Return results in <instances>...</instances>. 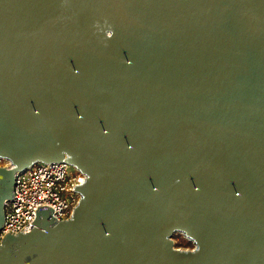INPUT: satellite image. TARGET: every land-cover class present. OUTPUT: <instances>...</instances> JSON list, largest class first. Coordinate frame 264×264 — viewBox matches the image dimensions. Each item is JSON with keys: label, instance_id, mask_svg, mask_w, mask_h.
I'll return each mask as SVG.
<instances>
[{"label": "water", "instance_id": "obj_1", "mask_svg": "<svg viewBox=\"0 0 264 264\" xmlns=\"http://www.w3.org/2000/svg\"><path fill=\"white\" fill-rule=\"evenodd\" d=\"M0 158V226L16 171H80L0 264H264V0H0Z\"/></svg>", "mask_w": 264, "mask_h": 264}, {"label": "built area", "instance_id": "obj_2", "mask_svg": "<svg viewBox=\"0 0 264 264\" xmlns=\"http://www.w3.org/2000/svg\"><path fill=\"white\" fill-rule=\"evenodd\" d=\"M11 166L10 163L7 167ZM68 164L65 160L54 162H36L30 167L15 172L16 192L4 203L3 231L15 234L27 227L26 220H31L29 211L33 207L55 210L52 216L58 220L66 219V208L76 199L77 194L70 184H78L80 171L68 178Z\"/></svg>", "mask_w": 264, "mask_h": 264}, {"label": "rangeland", "instance_id": "obj_3", "mask_svg": "<svg viewBox=\"0 0 264 264\" xmlns=\"http://www.w3.org/2000/svg\"><path fill=\"white\" fill-rule=\"evenodd\" d=\"M8 165H9V162L6 159L0 158V166L7 167ZM75 173L76 171L73 170L70 166L67 168L66 175L68 178L74 176ZM170 240H172V246L180 250H188L190 243H191V239L183 238L182 233H179V234L172 233L170 235Z\"/></svg>", "mask_w": 264, "mask_h": 264}, {"label": "bare ground", "instance_id": "obj_4", "mask_svg": "<svg viewBox=\"0 0 264 264\" xmlns=\"http://www.w3.org/2000/svg\"><path fill=\"white\" fill-rule=\"evenodd\" d=\"M182 233V232H181ZM183 234V233H182ZM189 239H191V238H189Z\"/></svg>", "mask_w": 264, "mask_h": 264}]
</instances>
